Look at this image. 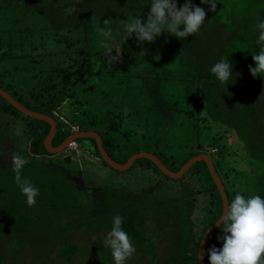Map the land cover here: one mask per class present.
Here are the masks:
<instances>
[{
  "label": "rangeland",
  "instance_id": "374dc122",
  "mask_svg": "<svg viewBox=\"0 0 264 264\" xmlns=\"http://www.w3.org/2000/svg\"><path fill=\"white\" fill-rule=\"evenodd\" d=\"M192 2L203 7L207 13L205 23L197 33L181 40L164 32L154 42L145 41L142 44L135 34L129 37L128 42L110 39L97 54L99 57L92 56L94 74L84 76L76 86H72L76 96L59 104L54 113L58 122L62 123V128L68 127L72 131H77L81 126L92 130L106 129L111 120H116L120 128L119 132L112 134L116 158L122 159L128 153L140 150L166 158L167 164L172 168L180 165L188 150L187 145L191 142L196 144L204 140L206 149L212 152L216 147L209 142L216 135L217 141L233 144L234 153L225 156V159L232 162L235 171H228L223 160L216 158L215 154H208L223 177L230 199L232 194L224 177L225 171L236 178L235 188L245 190V198L254 195L262 198V189H254L252 186L255 181L253 176H257V173H252V167L264 162V153L261 152L264 150L260 147H264V77L254 78L249 69L234 68L229 81L219 85L229 100L236 97L237 101V98H241L238 97V92L244 90V93L240 92L245 95L242 106L250 104L251 115L239 104L231 106L226 96L220 95L217 84L216 87L213 85L218 79L210 69L227 51L243 49L252 55V35L264 0H217L215 12L209 11V5L201 4L200 0ZM151 3L152 0H137L134 9L125 12L122 10L127 16L133 12L139 13L124 19V22H130L137 16L146 22ZM178 3L182 5L184 0H178ZM65 9L72 11L74 6L68 4ZM22 12L23 9L18 7H0V85L26 104L25 97L29 90L40 87L41 78L51 65L74 62L78 67L84 68L87 60L82 53L76 55L75 51L85 48L84 41H76V34L66 31L53 33V29H49L45 21L35 24L32 16L23 17ZM25 26L34 28L30 34L28 31L24 32L22 39L16 29ZM78 36L81 37V34ZM9 38L18 44L11 43L9 46ZM99 48L100 42L97 51ZM64 49H67L66 55L69 56L63 54ZM176 50L182 55L179 58L177 56L176 61L183 62L180 59H184L186 66L173 60L177 55ZM2 55L8 57L2 58ZM189 57L192 62H187ZM154 63L161 65L163 76L156 74ZM251 65L255 66L254 60ZM192 68L194 73H200L196 78L201 82L191 79ZM147 74L156 77L157 81L165 85L163 90L167 91L166 100L155 103V106H163L158 111L146 108L150 103L143 86L147 83ZM7 83H11V89L6 86ZM136 83L140 90L135 91ZM177 84L182 89L179 98L178 95L175 96ZM152 85L156 87V84ZM186 85H196L197 92L192 94ZM245 86V89H240ZM153 87L148 90L156 93ZM78 91H81L79 95ZM176 97L183 112L172 109L174 107L171 106V101ZM200 97L203 98L204 105L203 110L198 111ZM0 100L2 101L1 98ZM1 101L0 173L3 175H0V214L4 210L8 214L16 210L27 214L31 210L35 211L31 213V219L41 223L43 229L38 232L39 240L42 241V235L49 239L46 247L35 251V243H30L29 239H10L0 221V253L4 256L2 258L5 263L27 260L42 264H88L92 256L94 262L99 260L101 263L104 255L112 260L111 250L104 246L103 240L112 228L114 215L124 206L126 211L139 206L138 216L145 219L146 223L140 226L143 234L161 254V248H165L162 247L163 244L169 240L168 236H164L169 229L164 230L166 228L163 229L162 224L151 216L155 206L150 202L174 195L187 196L183 202V213L189 221V250H193V243L202 232L206 215L213 213L218 204L212 196L210 182L201 170L189 171L181 179L171 180L147 161L140 160L127 170L115 171L84 149L85 145H92L90 140L84 138L78 139L79 146L70 145L57 154L34 156L30 150L34 129L31 122H28L29 118L3 109ZM166 102L167 108L164 107ZM189 112L192 113L188 114ZM200 117L203 122H199ZM33 122L35 125L40 124ZM253 151L257 152L255 156ZM16 153L27 161L22 169V177L29 179L39 189L36 204L31 207L15 182L12 156ZM47 169L51 171L48 172ZM47 173L50 176H46ZM15 191L18 196L15 197L17 206L14 205ZM3 193L9 195L5 197ZM138 219L136 218L137 222ZM223 234L222 231L219 236ZM52 240L54 243H50ZM73 243L74 253L67 260L61 250L71 248ZM219 244V248L222 247L221 241ZM168 246L170 247L169 244ZM140 251L136 248L127 262L143 264L147 261L148 254L145 253L143 257Z\"/></svg>",
  "mask_w": 264,
  "mask_h": 264
},
{
  "label": "trees",
  "instance_id": "16d2710c",
  "mask_svg": "<svg viewBox=\"0 0 264 264\" xmlns=\"http://www.w3.org/2000/svg\"><path fill=\"white\" fill-rule=\"evenodd\" d=\"M136 2L137 0H45V1H42V0H39V1L38 0H0V7H4L6 9H11L12 7L22 8L23 9L22 16L23 17H26L27 15L32 16L35 19V24H37V22L45 21L48 24L47 27L49 29L50 28L53 29V33H59L61 31H66L70 33L73 32L74 34H76L75 39L78 43L84 41V45H85L84 50H77L75 52L77 56L80 53H82L81 55H85V60H87L86 66L84 68H80L77 65H75L74 62L69 63L67 65L63 63H62L63 65H51L48 71L45 73V75L42 76L40 87L37 90H35V88L29 90L28 96L25 97L26 104L21 102L19 98L15 97L7 89H4L3 86L0 85L2 89L6 90L12 97H14L17 101H19L25 107L35 110L37 112L44 113L52 117L55 120L56 133L51 141L53 146H57L69 134L73 132L72 130L68 129V127H65V129L62 128V123L58 122L57 116L55 115L54 111L59 107V104L64 103L71 96L73 97L76 96L75 94H73V89H71L72 86H76L82 80L84 76L89 77L94 74L93 64L91 62L92 56L95 55L99 57L100 55H97V54L102 51L104 46L107 45L109 41H111L110 39H114L116 41L121 40V41L128 42L129 38H127V33L124 31V23H125L124 19H128L131 16H135L139 13L133 12L131 14H128L127 16V14L124 15L122 13V10L125 12V11H130V9H134ZM68 4H71L74 6V9L72 11L65 9V6H67ZM140 15H142V13H140ZM107 19L110 20V23L107 26H105L103 24V21ZM14 21L17 22L15 18H14ZM258 21H264V6L258 12L257 22ZM102 27H106L107 30L111 31L110 37H104L101 34H99L97 29L102 28ZM33 28L34 26L33 27L25 26L24 28H21V29L17 28L16 30L20 32L21 38L23 39L25 36L24 32L28 31L30 34V31H32ZM78 34H81V37H79ZM258 34H259L258 30H255L252 35V38L254 40V52H252V54L258 53L260 50V46L257 45L256 43ZM8 41H9V46L11 43H13V45L18 44V43L13 42L10 38ZM66 42L70 43L69 40H66ZM99 42H100L99 49L101 50L98 49L97 51L96 48ZM64 50L62 51L63 54H65V56H69V55H66L68 53L67 49H64ZM176 53L177 55L173 57L174 61H176L179 58V56H182L178 54L177 50H176ZM225 56L228 58L229 62L232 64V69L234 68H240L242 70L249 69V65H251L253 61V55H251L247 50H243V49L227 51L223 57ZM7 57L8 56L6 55H2V58H7ZM180 60L184 62V59H180ZM188 60L192 62V59L190 57L187 59V62ZM176 62L179 64L183 63L180 61H176ZM153 68L155 69L157 75L163 76L164 71L162 70L161 65L154 63ZM190 72H191L192 80H197L201 82L200 80L196 78L197 76H199L200 74L199 72L194 73L193 68ZM156 79L157 78L153 77L152 74H147L145 76V82L147 83L143 84V86L145 87L144 93L150 99V103L148 106H146V108L147 110H150V111H158V108L163 107L160 104L159 106H155V103L156 102L160 103V101H165L166 100L165 97L167 95V91L163 90L165 85H163V83H161L160 81H157ZM152 84H156V87H153L154 85ZM216 84H217L219 93H221L220 95L224 97L225 94L222 91V87L220 88L219 86L222 84H220L219 80L213 82V85L215 87H216ZM6 86L10 89L12 87L11 83H7ZM149 87H153L156 93H154L152 90L149 91L148 90ZM187 87H189V90L192 94L194 92H197L196 85L195 87H193L192 85L191 86L188 85ZM229 87L231 91V86ZM134 88H135V91L140 90L138 88L137 83L134 85ZM195 88H196V91H195ZM245 88L246 86L240 89H245ZM181 91H182L181 86L177 84V94H175V96L178 95L177 97L179 98V95H182ZM243 91L244 90H241L240 92L244 93ZM79 92L81 91H78L77 95H79ZM240 92H238V97L240 96L241 98H237V101H235L236 97L232 100H229L228 96L225 95L226 100L230 102L229 104L231 106H236L239 104L240 107L245 112L252 115V106L250 104L247 103V104H244V106H242L243 98L245 97V95H242ZM171 94L173 95V93ZM177 97L174 99L173 102L171 101V106L174 107L172 109L178 112L179 111L183 112L184 110L181 108V105L179 104L180 102ZM0 98L3 101L2 102L0 100L3 104L2 105L3 109L10 110L12 112H15L16 114L19 113V115L20 114L23 115L17 109H15L12 105L7 103L1 96ZM202 99H203L202 97L198 99V106H200L197 109L198 111L203 110L202 107L204 104L202 103ZM166 105H168L167 102L165 103L164 107H166ZM169 109L171 110V108ZM191 113L189 112L188 114H191ZM28 118H29L28 122H31L33 129H34L33 136L30 141L31 153L34 156H39L44 153L52 155V153H49L46 151L43 145L44 138L49 131V124L42 120H36L30 117ZM198 120L199 122H203L201 117L198 118ZM33 121H37L40 124L35 125ZM253 127L254 126L252 125V129ZM78 130H92V129L81 126L79 127ZM58 131H60V134L58 133ZM93 131L97 132L100 135L103 146L106 149V151L109 153V155L112 158H114L119 163H124L133 152L140 151V150H134L128 153L122 159H120L121 157L120 158L119 157L116 158L117 156L115 157L114 155L115 152L113 150L114 139H113L112 134L115 131L116 132L120 131V128L116 120H111L108 123L106 129L104 128L101 130L93 129ZM212 138L213 139L209 143L211 146L216 147L213 150L214 152L213 151L210 152L209 150L206 149L207 145L204 144V140L196 144H192L191 142L190 144L187 145L188 150L185 152V156L181 160L180 165L175 168L174 167L172 168L171 166H169V164H167L166 158L163 159V158H160L157 154L155 153L154 154L158 156L159 159L168 168H170L173 171H177L185 161H187L190 157L196 154H199V153L215 154L216 158H218L219 160H223L222 162H224L223 164L227 168L228 171L229 170L235 171V169L232 166V162L225 159V156H230V154L234 153V150H232L233 144H230L227 142L222 143V142L217 141L216 135L212 136ZM84 139H88L92 143V145H85L84 149L94 154L96 157H99L102 163L108 166L101 159L98 153V150L96 148L94 139L89 138V137H84ZM75 143L79 146L78 139L75 141ZM260 147L263 148L262 150H264V147L262 146ZM261 152L264 153V151H261ZM252 153H254V156H255L257 152L253 151ZM257 157L261 158V156H259L258 154H257ZM140 160L147 161L154 167L155 170L162 173L148 159L140 158V159L135 160V162H139ZM212 162L217 170L216 164L214 163L213 159H212ZM196 169L201 170V172H203V175L210 182V186H211L210 188H211V191L213 192L212 196L213 198H215L218 204L215 206L216 209L213 213H208L206 215L205 224L202 228V232L196 237V240L193 243L192 251L189 250L190 240L187 238V234H188L187 225L189 221L186 220L185 215L183 213V202L187 198L186 195H179V196L174 195V196L152 200L151 202L149 201L150 203H152L151 205L155 206V210L151 214V216L154 217L155 220H157L158 222L162 224L163 229L166 228L164 230L169 229L167 234H164V236L169 237V240H168V243H166L165 245L163 244L162 247L165 246V248L163 249L161 248V254H159L156 246L152 244V241L148 239V237L144 236L143 234V229L140 226L143 223L144 225H146V223H145V219L138 216L139 212H138L137 207L139 206H135L133 210L127 209V211H126V206L120 207L121 209H119V211L116 213V214L121 215L124 218L123 223H122V228L124 231L128 233L131 241L133 242L134 247L141 250L139 253L143 257H145V253L148 254L147 261L145 260L143 264H198L197 250H198L199 242L202 238V235L206 231V229L220 217L222 205H221V199H220L219 193L209 175L207 166L204 163V161H198L194 163L186 173H188L189 171L196 170ZM47 170L48 172L51 171L50 169H47ZM186 173L184 175H186ZM252 173L253 174L257 173V176H253L255 181L252 184V186L254 189L256 188L262 189L260 190V193L262 195V198H264V174H263L264 173V162L259 163V165H256V167H252ZM0 175H3V173H0ZM162 175L165 178L171 179L167 177L166 175H164L163 173ZM46 176H50V174L47 173ZM224 177L229 183L228 186L232 194V199L234 198L237 192L245 196L244 189H241L239 187L235 188L236 178L233 175L225 171ZM4 178L5 177L3 176V179ZM220 178L222 182H224L223 177L221 175H220ZM171 180H177V179H171ZM241 183L243 184V182ZM225 189H226L227 196H228V202H230L232 199H230L229 192L226 186H225ZM13 193L15 195L16 191ZM3 194L5 195V197L9 195V194L6 195L5 193ZM15 197H18L17 194L16 196H14V205L17 206ZM213 200L214 199H212V201ZM10 210L13 211L12 208H10ZM31 212H35V211L31 210L29 214H27V212L16 210L8 214L7 210H4L0 214V221H1V224H3L4 226V230L7 233H9L8 235H10L9 236L10 239L11 237L17 238V240L25 239L27 241L29 239L28 241L30 243L32 244L35 243L33 244L35 251H40V249L46 247V245L48 244L47 241L49 239L48 238L45 239V237L42 235L41 236L42 241L39 240L38 232L43 230L42 224L33 220V218L31 219V217L33 216L31 215ZM136 218L137 219L139 218L138 222ZM223 227H224L223 224L218 226L213 231V233L211 234L207 242L206 249H205V263L206 264H210V262H208L209 261L208 256L206 255L207 249L211 248L213 245L219 248L220 244H219V240L217 239V237L219 236V233L222 232ZM11 242L12 244H14L13 240H11ZM50 243H54V241L52 240ZM168 244L170 245V247L168 246ZM74 249H75V245H72L71 248H66V250H61V253L62 255L65 256L64 257L65 259L69 260L74 253ZM2 257L4 256L1 255L0 253V264H7L5 263V261H3ZM102 259L103 260L100 263L99 260H95L94 262L91 258L88 264H114V259L112 258L111 260L107 258L106 255L102 256ZM26 261H19V262L15 261L12 264H42V263H36V262L34 263V262H30V261L26 262ZM126 264H129V263L126 262Z\"/></svg>",
  "mask_w": 264,
  "mask_h": 264
},
{
  "label": "clouds",
  "instance_id": "9594fccd",
  "mask_svg": "<svg viewBox=\"0 0 264 264\" xmlns=\"http://www.w3.org/2000/svg\"><path fill=\"white\" fill-rule=\"evenodd\" d=\"M200 2L209 5V11L215 12L217 9V0ZM149 8L146 22L137 16L124 23L127 38L135 34L141 44L145 41L151 43L167 32L182 40L197 33L204 25L207 15L205 9L195 5L192 0H184L182 5L178 0H152ZM109 23V19L103 21L105 26ZM254 30L259 33L256 43L260 50L252 54L255 66L249 65V71L254 78L264 77V21H258ZM97 31L104 37L111 36V31L106 27L98 28ZM210 71L221 84H225L233 76L232 64L226 56L216 62ZM26 163V159L19 153L12 156L15 182L31 207L36 204L39 189L29 179L22 177V169ZM123 219L119 214L114 216L112 228L103 240L104 246L111 250L114 264H126L136 251L128 233L122 228ZM221 224L224 225V234L217 239L222 242V247L213 245L207 249L210 264H264V198L259 195L245 198L237 192L225 206L217 225ZM204 254L201 253V260Z\"/></svg>",
  "mask_w": 264,
  "mask_h": 264
},
{
  "label": "water",
  "instance_id": "95a60500",
  "mask_svg": "<svg viewBox=\"0 0 264 264\" xmlns=\"http://www.w3.org/2000/svg\"><path fill=\"white\" fill-rule=\"evenodd\" d=\"M0 96L10 105H12L15 109H17L20 113L23 115L36 119V120H42L49 124V131L47 135L44 138L43 145L47 152L52 154H57L59 152L64 151L67 147H69L72 143H74L79 138L89 137L93 138L96 144V148L98 150V153L101 157V159L114 170L117 171H124L129 169L132 164L135 162V160L140 158H145L151 161L164 175L171 179H179L181 178L188 170L189 168L198 161H204V163L207 166L209 175L219 193L220 199H221V214L220 217L223 214L225 206L229 203L228 202V196L225 189V186L220 178V175L218 174L211 157L207 153H199L192 157H190L187 161H185L181 167L177 171H173L170 168H168L160 159L158 156H156L154 153L150 152H134L132 153L128 159L124 163L117 162L114 158H112L109 153L106 151V149L103 146L102 139L100 135L93 131V130H77L73 131L71 134H69L61 143H59L57 146H53L51 141L56 133V122L55 120L41 112H37L35 110L29 109L25 107L23 104H21L19 101H17L14 97H12L6 90L2 89L0 87ZM220 217L212 223L204 232L202 235V238L199 242L198 250H197V262L198 264H206L205 263V254L203 255V259L201 260V253H205L207 242L213 233V231L218 227L217 223L220 219Z\"/></svg>",
  "mask_w": 264,
  "mask_h": 264
},
{
  "label": "built area",
  "instance_id": "2783aa9c",
  "mask_svg": "<svg viewBox=\"0 0 264 264\" xmlns=\"http://www.w3.org/2000/svg\"><path fill=\"white\" fill-rule=\"evenodd\" d=\"M73 144H76V143L74 142V143H72L71 145H73Z\"/></svg>",
  "mask_w": 264,
  "mask_h": 264
},
{
  "label": "crops",
  "instance_id": "0c3cea01",
  "mask_svg": "<svg viewBox=\"0 0 264 264\" xmlns=\"http://www.w3.org/2000/svg\"><path fill=\"white\" fill-rule=\"evenodd\" d=\"M32 213V212H31ZM73 245H75V243H73ZM92 258H93V256H92Z\"/></svg>",
  "mask_w": 264,
  "mask_h": 264
}]
</instances>
